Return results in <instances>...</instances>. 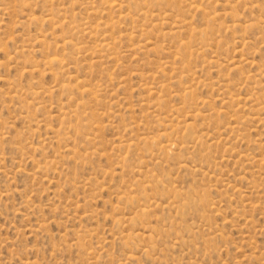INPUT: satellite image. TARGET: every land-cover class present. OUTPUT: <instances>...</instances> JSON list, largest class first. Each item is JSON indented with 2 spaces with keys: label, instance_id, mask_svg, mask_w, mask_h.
Masks as SVG:
<instances>
[{
  "label": "rangeland",
  "instance_id": "obj_1",
  "mask_svg": "<svg viewBox=\"0 0 264 264\" xmlns=\"http://www.w3.org/2000/svg\"><path fill=\"white\" fill-rule=\"evenodd\" d=\"M0 264H264V0H0Z\"/></svg>",
  "mask_w": 264,
  "mask_h": 264
},
{
  "label": "bare ground",
  "instance_id": "obj_2",
  "mask_svg": "<svg viewBox=\"0 0 264 264\" xmlns=\"http://www.w3.org/2000/svg\"><path fill=\"white\" fill-rule=\"evenodd\" d=\"M112 9V8H111ZM72 29H75V28H72ZM65 40V39H64ZM104 41V40H103ZM63 43V46H65V45H67L68 44V42L67 41H63L62 42ZM69 43H71V41L69 42ZM73 48V47H72ZM100 48H101V50H110V47L108 46V44H101L100 45ZM183 48H185V45H183ZM186 49V48H185ZM77 50V49H76ZM78 53H79V51H78ZM97 53H99V51L97 52ZM182 53V52H181ZM86 54V53H85ZM101 55H102V53H100ZM110 54H112L111 52H110ZM105 56V55H104ZM105 58H107V57H105ZM24 62V61H23ZM24 65L26 64L25 62L23 63ZM29 65H30V63H29ZM35 69V68H34ZM37 69V68H36ZM76 82H77V78H73ZM79 88H83V86L81 85V86H79ZM83 91V90H82ZM31 92V91H30ZM44 92V91H43ZM34 93V92H33ZM36 93V92H35ZM39 93V92H38ZM17 94V93H16ZM38 96V95H37ZM180 96V95H179ZM15 97H16V95H15ZM33 97H35V96H33L32 95V98ZM13 99V98H12ZM223 101V100H222ZM262 114V113H261ZM196 117H200V115L199 114H196ZM76 131H77V129H76ZM169 133V132H168ZM174 133H177V132H174ZM168 136V135H167ZM162 137H166V135L164 134V135H162ZM167 139V138H166ZM169 141V140H168ZM169 142H171V141H169ZM177 147V146H176ZM161 148H163L162 150L163 151H167L166 153H168V151L171 149V145H165V146H163V147H161ZM160 148V149H161ZM189 148V147H188ZM165 153V152H164ZM163 154V153H162ZM132 221V220H131Z\"/></svg>",
  "mask_w": 264,
  "mask_h": 264
}]
</instances>
